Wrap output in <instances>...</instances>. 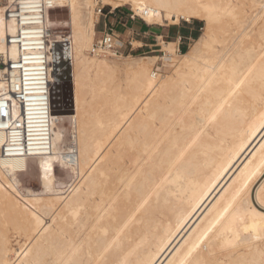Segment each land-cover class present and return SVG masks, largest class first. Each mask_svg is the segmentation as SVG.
Returning a JSON list of instances; mask_svg holds the SVG:
<instances>
[{
  "label": "bare ground",
  "instance_id": "bare-ground-1",
  "mask_svg": "<svg viewBox=\"0 0 264 264\" xmlns=\"http://www.w3.org/2000/svg\"><path fill=\"white\" fill-rule=\"evenodd\" d=\"M102 5H129L149 25L195 19L205 29L171 76L154 74L151 61L173 62L179 42L160 38L162 57L122 64L114 61L122 56L93 55ZM46 7V21L29 28L47 37L45 72L43 50L6 45L20 26L0 7V57L33 55L32 69L53 85L47 120L32 122L37 129L27 130L26 107L16 102L20 125L0 130V264H264V3L47 0ZM67 54L72 112L56 87ZM17 127L25 150L6 153ZM30 141L36 148L28 151ZM31 160L40 190L25 193L19 177ZM59 165L72 171L67 189L57 187Z\"/></svg>",
  "mask_w": 264,
  "mask_h": 264
},
{
  "label": "built area",
  "instance_id": "built-area-1",
  "mask_svg": "<svg viewBox=\"0 0 264 264\" xmlns=\"http://www.w3.org/2000/svg\"><path fill=\"white\" fill-rule=\"evenodd\" d=\"M46 1L47 0H0V7L3 8L5 18L15 20L20 29L14 35H7L4 40L6 45H17L21 52L28 53L30 49L40 48L43 50L44 72L49 68L47 40L44 33H35L29 30L32 26H41L46 21ZM112 10L110 6L98 8V14L101 17H108ZM134 20L135 16H131ZM115 34L111 25H105V31L96 40L92 54L98 56L120 57L124 56L125 50L115 44ZM21 53L17 60H13L10 56L1 55L0 71H4V81L7 83L5 94L0 96V130L12 131L13 124L17 121L13 118V110L16 102L24 104L26 107V126L27 130L37 129L33 121H40L43 116H48L51 111V97H53V85L46 79L40 80L39 71L32 69L33 61L37 59L30 54L26 56ZM42 81V82H41ZM49 81V80H48ZM42 85V89H40ZM42 90V93L39 91ZM42 112V114H39ZM40 116V117H39ZM47 120L46 118H43ZM19 125L21 122H17ZM23 127H17V131L12 133L14 141L7 152L24 151L23 147ZM29 132H27L28 134ZM29 138V137H28ZM20 140V141H18ZM36 148L33 141L28 142L27 150Z\"/></svg>",
  "mask_w": 264,
  "mask_h": 264
},
{
  "label": "rangeland",
  "instance_id": "rangeland-1",
  "mask_svg": "<svg viewBox=\"0 0 264 264\" xmlns=\"http://www.w3.org/2000/svg\"><path fill=\"white\" fill-rule=\"evenodd\" d=\"M258 3H264V0H256ZM108 6V5H106ZM260 8V5H258V9ZM108 9V8H107ZM112 9V8H111ZM257 9V8H256ZM120 12L119 15L121 18H124V20H132L131 16H135L134 11L131 6L127 5L122 8L116 9V13ZM139 26H146L149 28L153 29H158L161 26L159 25H149L139 17L135 16V19L132 20ZM97 23V22H96ZM98 25V24H97ZM104 23H100L98 25V30L103 28ZM169 27L176 32L177 29L180 30L181 36L186 37L183 38L181 41L178 39L177 34H172L169 39H165L167 42L169 41H178V50L175 52L176 57L173 58V62H165L163 60L159 61H151L153 64L152 71L154 74H163V75H169L171 76L175 70V66H177L178 59L181 57V55L187 53L188 51H191L192 49L195 48L196 43L198 39L202 36L204 29H205V23L200 21V20H192L191 22H186L182 21L179 25H169ZM176 30V31H175ZM130 32L127 33H122V35H116L118 37V40L121 42L119 47H123L125 50L124 56L120 57L117 60H114L115 62H120L126 58H132V59H140L143 57H149V58H154V57H162V46H161V40H160V45L158 44V41H149L150 44H154V46H151L145 50V48L142 51H138V48H136L139 44L136 41L142 40V36L137 37L136 33H133L131 30H128ZM132 43V44H131ZM59 53V52H58ZM178 58V59H177ZM113 60V59H111ZM59 66L61 63H58ZM122 64V63H121ZM119 64V65H121ZM57 71V70H56ZM62 70L57 71L59 76H62ZM59 89V87H57ZM54 88V100H55V106L57 107V100H58V89ZM56 89V90H55ZM65 90L64 96L70 102V92L69 89H63ZM100 112V111H99ZM61 125L63 127L64 135H65V143L64 145H70L72 141V136H71V129H70V121L69 119H62L61 120ZM65 125V126H64ZM28 171L26 173H23L20 175L19 180L21 182V189L27 193L28 191H39L40 186H39V172L37 173V168H36V161L31 160L28 163ZM30 175V176H29ZM59 175V176H58ZM56 176H57V187L60 189H67L69 187V184H71L74 179H73V174L72 171L62 165L57 166L56 168ZM25 182V183H24ZM63 182V183H62ZM23 183V184H22ZM25 185V186H24ZM27 187V188H26ZM26 189V190H25Z\"/></svg>",
  "mask_w": 264,
  "mask_h": 264
},
{
  "label": "crops",
  "instance_id": "crops-1",
  "mask_svg": "<svg viewBox=\"0 0 264 264\" xmlns=\"http://www.w3.org/2000/svg\"><path fill=\"white\" fill-rule=\"evenodd\" d=\"M109 8L107 9V15L109 14ZM120 12L111 11V15H108V17H101L99 19L98 25L100 23H104L103 28L98 30V35L101 36L102 33L105 31V25H111L114 30L115 37L116 35H122V33L130 32L128 30H131L133 33L137 34V37L142 36V40L136 41L142 44L141 47L138 48V51H142L144 48L145 50L151 46H154V44H150L149 41H158V44L160 43V38H162L163 41L167 42L165 39H169L172 34H177L178 39L181 41L183 38L181 36V32L179 29H177L176 32H174L169 26H161L158 29L149 28L146 26H139L132 20H124V18H121L119 15ZM97 25V27H98ZM120 33V34H119ZM120 35V36H121ZM132 44V43H131ZM179 44V43H178ZM160 45V44H159ZM123 48V47H122ZM144 51V50H143Z\"/></svg>",
  "mask_w": 264,
  "mask_h": 264
},
{
  "label": "water",
  "instance_id": "water-1",
  "mask_svg": "<svg viewBox=\"0 0 264 264\" xmlns=\"http://www.w3.org/2000/svg\"><path fill=\"white\" fill-rule=\"evenodd\" d=\"M62 48V44H60ZM66 47V46H63ZM59 62H57L58 64ZM62 70V76H59L58 73H56V87L62 86L63 89H69L70 92V109L67 112H72V104H71V92H72V70H71V63L69 61L68 54L65 56L64 60L61 62V65L58 64V71L60 72Z\"/></svg>",
  "mask_w": 264,
  "mask_h": 264
}]
</instances>
